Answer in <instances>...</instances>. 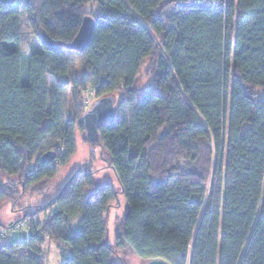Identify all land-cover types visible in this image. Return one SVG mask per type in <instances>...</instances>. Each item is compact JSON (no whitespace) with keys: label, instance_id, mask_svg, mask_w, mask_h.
Wrapping results in <instances>:
<instances>
[{"label":"trees","instance_id":"trees-1","mask_svg":"<svg viewBox=\"0 0 264 264\" xmlns=\"http://www.w3.org/2000/svg\"><path fill=\"white\" fill-rule=\"evenodd\" d=\"M91 4L94 31L72 81L69 57L45 45L40 32L70 42ZM22 14L34 33L27 53L21 47ZM148 58L152 77L138 89ZM67 88L72 114L64 120ZM87 88L97 98L114 97V117L100 125L97 146L118 187L95 181L101 167L76 170L39 221L35 215L43 205L28 211L22 192L55 178L58 166L75 154L76 130L83 129L80 96ZM260 90L264 0L0 3V176L6 177L0 186L20 180L23 190L15 197L12 189L0 188L9 215H23L0 224V264H47L46 245L55 247L61 264H125L128 253L169 264H264ZM46 151L56 157L41 162ZM213 152L222 165L216 189L206 197ZM95 159L90 150L86 166ZM118 194L125 212L114 216L109 242L106 217ZM14 199L20 209L12 207Z\"/></svg>","mask_w":264,"mask_h":264},{"label":"rangeland","instance_id":"rangeland-1","mask_svg":"<svg viewBox=\"0 0 264 264\" xmlns=\"http://www.w3.org/2000/svg\"><path fill=\"white\" fill-rule=\"evenodd\" d=\"M96 10L95 5L91 4L86 7V14L91 15L93 11ZM34 42V33L32 32L29 23L27 21V18L24 14L21 16V47L23 52H29L31 49V45ZM62 51L69 57L71 61V72L70 77L71 80H75V75L79 74V68L81 66L82 58L79 52L75 50L70 49H62ZM152 60L150 58L146 59L140 69V73L138 75L137 81H136V87L139 89L141 86H144L145 83L147 84L151 80V65ZM54 80L50 76H48V83H53ZM258 93H260L262 96L264 95V90H260ZM117 96V95H115ZM81 101H80V107L83 109V112L88 110L94 101L97 99V97L94 94V91L92 88H87L83 93H81ZM113 97V96H112ZM69 98H70V88H67L64 92L63 97V119L65 120L68 114H72L71 107L69 106ZM84 130L81 128H77L76 130V143H77V149L75 154L71 157V159L68 161V163L65 166L59 167V172L56 174V177L52 180L46 181L45 183L39 184L40 188H35L30 190L28 193L22 192L21 185L19 184V181L16 182L15 186H0V188L5 187L6 191H15L13 192V195L16 197L17 194L23 193L24 196L22 197V202L25 205H28L27 209L28 211H33V209H36L37 205H43L44 208L40 211L41 213H38L35 215L36 219L39 221H43V219L46 217V214L50 212L49 203L51 202V197L56 194L60 188L62 187L63 183L71 176V174L76 170H95L98 167H101L99 170H97L93 177L97 183H103V182H109L113 186L118 187V181L117 178L113 172V169L111 166L108 167H102L103 163L106 164L104 158H101L98 155V146L97 144H90L89 142L85 141L83 138ZM92 150V153L95 154L96 159L93 160L94 165L90 168L87 167L86 164L89 162V152ZM100 153V152H99ZM103 155V154H102ZM98 157V159H97ZM222 157L216 155L214 152L210 156V161L208 162V169L206 170L205 175V187H206V197L209 195L211 190H215L218 182L219 177V170L222 165ZM31 168V164L29 165ZM30 168V169H31ZM5 176H0V181L5 180ZM13 198H11L12 200ZM13 202L14 208L18 207L17 209H20V202L17 206V201ZM20 201V199H19ZM10 202V201H9ZM120 205V206H119ZM8 205L7 207L4 205V203L0 204V224H4L9 226V222L15 220L16 218H20L22 215V212L19 211L15 216L9 215L8 212ZM47 208V209H46ZM46 209V210H45ZM48 210V211H47ZM25 212V211H24ZM125 212V201L122 195L118 194V200L116 203V207H112L110 212L108 213V216L106 217L107 225L109 227V242H112L114 240V234H113V227H115L116 220L115 215H121ZM22 231L25 232V221H22ZM20 227V226H19ZM7 228H3L2 232H6ZM20 234L19 230H14L12 236L13 238L18 237ZM7 235V234H6ZM9 237V236H7ZM46 250H48L46 263L47 264H61L62 260L58 256V252L55 249L53 245L45 246ZM114 258H117V255H114ZM123 261H125V264H142V260H140L138 257L126 254L122 258Z\"/></svg>","mask_w":264,"mask_h":264},{"label":"water","instance_id":"water-1","mask_svg":"<svg viewBox=\"0 0 264 264\" xmlns=\"http://www.w3.org/2000/svg\"><path fill=\"white\" fill-rule=\"evenodd\" d=\"M17 0H0V3L9 6ZM95 20L91 15H84L77 33L70 42L53 40L44 32H40L42 42L52 50L70 49L79 53L83 52L86 45L91 39L94 31ZM114 97L105 95L97 98L92 106L82 113L78 119V123L84 129V138L90 144H100L99 127L103 122L110 121L114 117ZM56 153L54 151H46L40 156L41 162H49L54 160ZM142 264H169L161 258H152L142 261Z\"/></svg>","mask_w":264,"mask_h":264}]
</instances>
